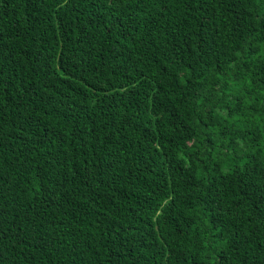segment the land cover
<instances>
[{
    "label": "trees",
    "instance_id": "trees-1",
    "mask_svg": "<svg viewBox=\"0 0 264 264\" xmlns=\"http://www.w3.org/2000/svg\"><path fill=\"white\" fill-rule=\"evenodd\" d=\"M0 264H264V0H0Z\"/></svg>",
    "mask_w": 264,
    "mask_h": 264
}]
</instances>
